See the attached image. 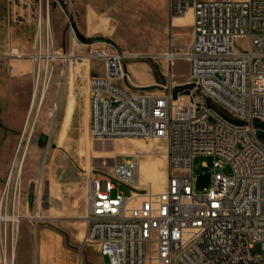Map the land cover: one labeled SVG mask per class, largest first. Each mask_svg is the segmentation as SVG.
Here are the masks:
<instances>
[{
	"label": "built area",
	"instance_id": "built-area-1",
	"mask_svg": "<svg viewBox=\"0 0 264 264\" xmlns=\"http://www.w3.org/2000/svg\"><path fill=\"white\" fill-rule=\"evenodd\" d=\"M189 11L182 90L170 81L160 93L136 86L124 69L125 51L108 39L88 44L87 58L103 64L90 78L93 138L165 140L170 166L162 191L141 183L138 155L89 176L83 243L103 264H264V255L251 253L256 242L264 249V136L257 132L264 131V0H168L170 17ZM45 44L53 47L50 36L37 34L34 55ZM197 155L213 157L202 189ZM12 176L13 169L0 196L6 252L8 223L23 218L16 189L11 200Z\"/></svg>",
	"mask_w": 264,
	"mask_h": 264
},
{
	"label": "rangeland",
	"instance_id": "rangeland-1",
	"mask_svg": "<svg viewBox=\"0 0 264 264\" xmlns=\"http://www.w3.org/2000/svg\"><path fill=\"white\" fill-rule=\"evenodd\" d=\"M24 1L32 3L36 35L41 33L43 41L50 36L53 42V47L45 44L37 55L34 48L22 53L9 47L8 16L18 14L15 5ZM162 1L0 0V66L9 71L24 58L33 67L29 97L27 84L15 91L13 108L15 113L24 112L22 126L11 128L0 123V196L13 169L11 200L16 189L23 215L18 225L8 223V264H40L42 241L66 251L67 255L56 258L57 263L79 264L82 259L103 264L96 249L83 243L85 195L89 176L110 173L115 162L138 155L144 166L141 183L154 191L164 190L170 171L166 141L93 138L87 118L88 100L81 97L91 75L101 73L91 70L94 61L87 58L88 44L96 39L111 40L125 51L124 69L136 86L160 93L161 86L170 81L177 85L176 90L184 88L189 63L183 54L191 41L193 18L170 17L168 10L163 11ZM91 11L96 13L98 31L90 39H83L75 25L78 20L87 21L89 17L84 14ZM47 57L52 59L46 61ZM71 99L70 117L67 113ZM193 171L195 175L213 173V157L197 155ZM224 171L231 172L229 167ZM251 253L263 256L262 243H254ZM2 257L0 245V264Z\"/></svg>",
	"mask_w": 264,
	"mask_h": 264
},
{
	"label": "crops",
	"instance_id": "crops-1",
	"mask_svg": "<svg viewBox=\"0 0 264 264\" xmlns=\"http://www.w3.org/2000/svg\"><path fill=\"white\" fill-rule=\"evenodd\" d=\"M26 4V5H24ZM32 3H27L24 1L20 5H15L14 10L18 11V14L8 16V32H10V44L9 47H16L22 53L29 52L34 46V36L36 35V19L31 11ZM161 7L164 10H168V0H163ZM86 19L78 20L76 22L77 33L83 39H90L91 36L96 34L98 29H96L97 16L94 11H91L89 15L84 14ZM13 21V22H12ZM26 60V61H24ZM18 67L11 69L9 71L3 69L0 66V123H4L6 127L19 128L22 126L24 120V112L15 113L13 108L15 100V91L18 87L27 84V96L29 97V83L32 65L28 63L27 59H19ZM17 64V63H16ZM100 66V67H98ZM91 70L97 72L101 70L103 73V64L100 61L91 62ZM92 76V75H91ZM83 101L88 100L87 105V118L90 122V81L83 89L82 93ZM24 102H27L25 99ZM73 109V99H71L70 106L67 115L72 113ZM2 175H7V172H2ZM47 241H42L41 244V261L40 264H62L60 261L57 263L58 256L67 255L66 251L58 247L54 249L52 245H46ZM56 261V262H55ZM68 264V263H66ZM69 264H77L70 263Z\"/></svg>",
	"mask_w": 264,
	"mask_h": 264
},
{
	"label": "water",
	"instance_id": "water-1",
	"mask_svg": "<svg viewBox=\"0 0 264 264\" xmlns=\"http://www.w3.org/2000/svg\"><path fill=\"white\" fill-rule=\"evenodd\" d=\"M257 132L260 136H264L263 130L259 129ZM43 140L44 139H42V141ZM209 183H210V175H209V173H205V174H201L198 176L196 186L198 189H202V188L206 187L207 185H209Z\"/></svg>",
	"mask_w": 264,
	"mask_h": 264
},
{
	"label": "bare ground",
	"instance_id": "bare-ground-1",
	"mask_svg": "<svg viewBox=\"0 0 264 264\" xmlns=\"http://www.w3.org/2000/svg\"><path fill=\"white\" fill-rule=\"evenodd\" d=\"M178 18H188L190 21L192 20V13H191V11H189V12H187L185 15H183V16H180V17H175V19H178ZM172 55L173 54H169V57H172ZM44 93H45V89L42 91V93H41V99H43V97H44ZM141 167H142V170H143V168H144V166L143 165H141ZM21 170V165L19 166V171ZM141 170V171H142ZM142 175V174H141ZM143 178V177H142ZM142 181V180H141ZM155 187V186H154ZM158 191H162L161 189H159V188H156ZM155 190V189H154ZM156 190V191H157ZM15 221H17V219H15ZM6 248H5V246H4V248H3V260L4 259H6ZM13 256H14V250H13Z\"/></svg>",
	"mask_w": 264,
	"mask_h": 264
}]
</instances>
